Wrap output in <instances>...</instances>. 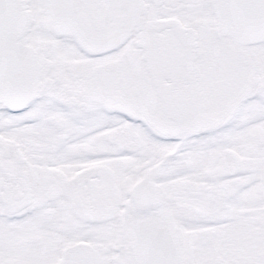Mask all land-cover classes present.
Here are the masks:
<instances>
[{
	"label": "snow or ice",
	"instance_id": "1",
	"mask_svg": "<svg viewBox=\"0 0 264 264\" xmlns=\"http://www.w3.org/2000/svg\"><path fill=\"white\" fill-rule=\"evenodd\" d=\"M0 264H264V0H0Z\"/></svg>",
	"mask_w": 264,
	"mask_h": 264
}]
</instances>
